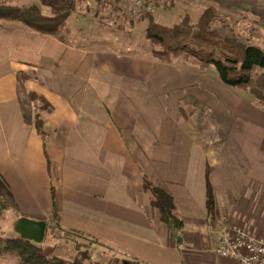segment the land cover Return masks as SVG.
<instances>
[{"label": "crops", "instance_id": "obj_1", "mask_svg": "<svg viewBox=\"0 0 264 264\" xmlns=\"http://www.w3.org/2000/svg\"><path fill=\"white\" fill-rule=\"evenodd\" d=\"M18 2L7 6L26 10L21 5L28 0ZM75 2L39 0L28 9L47 18L65 15L64 40L33 31L15 16L0 20V178L19 214L50 221L53 189L60 228L99 240L121 264H232L214 253L224 228L237 225L264 238V125L246 117L264 112L253 100L232 95L223 115L241 130L225 135L236 142L233 147L214 144L189 152L183 146L205 121L197 97L166 95L181 81L182 70L161 67L170 64L157 65L152 55L135 50L121 53L102 38L77 41L69 26ZM100 2L111 11L127 9L117 0ZM201 2L199 17L209 7L219 14L241 13L253 17L264 38V0ZM29 93L49 109L27 102L25 117L22 104ZM35 113L44 140L36 132ZM156 141L165 142L164 149L157 150ZM140 157L147 158L145 169ZM143 175L172 196L184 226L179 244L151 210ZM207 185L215 203L210 221Z\"/></svg>", "mask_w": 264, "mask_h": 264}, {"label": "rangeland", "instance_id": "obj_2", "mask_svg": "<svg viewBox=\"0 0 264 264\" xmlns=\"http://www.w3.org/2000/svg\"><path fill=\"white\" fill-rule=\"evenodd\" d=\"M18 1L19 0H6L5 2L4 0V3L8 5L19 4L20 2ZM207 1L212 2L213 0ZM38 2L39 0H28L27 3H22L21 6L25 9H34V5ZM81 2L82 1L79 0L75 2L77 14L72 15L73 17L69 23L72 31L77 34V41L79 38H87L89 41L92 39L94 40V38H102L101 40L111 41L114 42L115 45L117 44V51L121 53L135 50L145 56H150L154 50H157V47L145 38V30L148 26V21L145 19H142L139 16H133L128 9L124 11H121L118 8L116 10L113 9V11L108 10L106 3L100 2V0H93L90 1V4L84 5ZM204 4L205 3L201 2V0H157V10L154 14L150 15H152L154 22L161 26L168 27L167 25H169L170 27L172 24H177L180 19H185L186 15L190 16L191 21L194 24L197 22L201 8H203L202 6ZM36 8V10H38L39 7ZM63 10H66V7H64ZM169 14L171 17L170 22L166 21L169 19L167 18ZM218 16L220 21L228 28H234L235 32L243 34L241 38H247L250 43L264 47V38L260 36V33L256 30L257 28L255 29L253 17L252 19H248L247 17L249 16L244 17L241 13H220ZM214 26L217 29H221L222 24L217 23ZM63 31H65V29ZM63 31L61 33L62 36L65 34ZM156 62L157 65L160 63L162 64V62L158 60H156ZM169 64L170 66L161 65V67L171 68V70L179 68L182 70L184 76H181V81L177 84L173 82V91L168 92L166 95L170 97H197L199 102V116L200 118L203 117V120L205 121L204 124L199 123V130H197L199 135H194L195 137L191 139L190 142L188 141V143H186L183 147H185V149L189 152L193 151L195 147L207 150L209 148H213L214 144L215 147H221V145H224L225 147L228 145L230 148L233 147L236 142L233 140H227L225 135L226 133H241V130L238 126H234L233 123L230 125V119L224 116L226 115L224 111L226 110L225 107L227 108L229 106V97L233 95L237 99L243 100H253V98L247 92H237L230 88L223 89V85L221 84L214 69L209 68L205 71H199L195 63L182 59H176ZM185 84L189 87H184ZM194 93L196 94L193 95ZM26 97L27 101H24L22 104L25 117L29 116L30 111V108L27 107V102H34L38 105L40 103L39 101L31 100L28 95ZM212 112H215L216 114L213 121L211 120L213 119L211 117ZM261 112H264V110H261ZM246 117L257 125H264V115L259 116L251 114V116L248 117L247 114ZM194 139H196L197 142H195ZM192 141H194L195 144H192ZM146 143L148 142L146 141L145 144ZM164 143L165 142L163 141H156L154 147L157 150H162L164 149ZM244 143L253 145L254 142L247 141ZM173 146L179 147L177 139H175ZM146 159L147 158L142 157L138 158V162L142 169H145L143 166L144 162L147 161ZM8 200H10L8 201V208L0 214V264H21L14 254H11L5 249V246L7 240L17 236L13 231L16 221L20 218L27 217L19 214L20 212L15 204L13 196ZM41 200H43L42 197ZM46 223L47 225L51 224L50 221ZM54 228L52 231L48 230L47 235L45 233L42 246L54 248L53 256L57 258V262L55 264L122 263L120 256L116 254L112 248L108 249L102 246L99 240L97 241L94 238H91L90 240L94 242H89L85 239H81L80 237L71 236V238H75L76 241H70L71 239L69 237L68 242L65 241L66 239H62V232L54 230ZM49 232L52 234L48 235ZM84 253H87L88 257H84Z\"/></svg>", "mask_w": 264, "mask_h": 264}, {"label": "trees", "instance_id": "obj_3", "mask_svg": "<svg viewBox=\"0 0 264 264\" xmlns=\"http://www.w3.org/2000/svg\"><path fill=\"white\" fill-rule=\"evenodd\" d=\"M218 15L216 9L209 7L198 17L196 23L193 24L190 16L186 15L185 19H180L173 27L156 24L152 15L145 11H142L139 17L148 21L145 38L157 47V50L152 53L154 59L166 64L176 59L189 60L197 65L199 71L213 68L223 86L237 92H247L253 98V105L264 110V49L250 43L247 38H241L243 34L224 25ZM12 16L16 19L20 18L22 23L33 31L64 40L61 33L65 29V15L47 18L35 10L10 8L4 0H0V20ZM12 19L14 20V17ZM217 23L222 24L221 29L214 26ZM28 97L41 103L40 111L49 109V105L43 98L32 93L28 94ZM34 126L38 136L44 140L43 124L39 113L34 114ZM47 162L49 166V160ZM141 185L143 192L149 196L151 210L159 215L160 221L179 244L184 226L176 216L177 207L168 189L146 175L142 176ZM51 192L53 213L50 219L51 224L47 225L46 235L48 230L52 231L55 227L54 230L62 232V239H66L65 241L69 242L70 237V241L75 242L76 239L71 238L73 236L94 242L82 233L64 231L60 228L53 189ZM10 198L12 195L0 178V214L8 208ZM206 208L207 218L210 221L213 219L215 210L210 185H207ZM51 234L48 233V235ZM5 249L14 254L21 264H55L57 262V258L53 256L54 248L43 247L42 244L35 245L18 236L7 240ZM83 256L88 257L87 253Z\"/></svg>", "mask_w": 264, "mask_h": 264}, {"label": "built area", "instance_id": "obj_4", "mask_svg": "<svg viewBox=\"0 0 264 264\" xmlns=\"http://www.w3.org/2000/svg\"><path fill=\"white\" fill-rule=\"evenodd\" d=\"M133 16L142 11L154 14L157 0H118ZM216 256L232 264H264V238L249 234L240 226L232 225L222 230L214 250Z\"/></svg>", "mask_w": 264, "mask_h": 264}, {"label": "water", "instance_id": "obj_5", "mask_svg": "<svg viewBox=\"0 0 264 264\" xmlns=\"http://www.w3.org/2000/svg\"><path fill=\"white\" fill-rule=\"evenodd\" d=\"M47 229V223L43 220L36 221L28 218H20L14 224V233L23 240L41 245Z\"/></svg>", "mask_w": 264, "mask_h": 264}]
</instances>
